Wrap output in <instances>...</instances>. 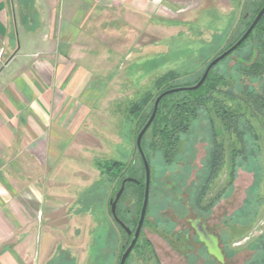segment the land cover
I'll return each mask as SVG.
<instances>
[{"label": "rangeland", "instance_id": "1", "mask_svg": "<svg viewBox=\"0 0 264 264\" xmlns=\"http://www.w3.org/2000/svg\"><path fill=\"white\" fill-rule=\"evenodd\" d=\"M258 1L162 0L147 15L108 7L93 13L84 46L100 95L82 139L87 145L85 154L70 158L79 164L83 159L82 164L90 168L118 161L127 169H139L142 163L135 146L137 120L129 113L131 104L145 94L153 101L163 90L154 87L155 80L169 72L180 77L171 85L187 86L197 80L209 62L239 38L253 19L252 5ZM252 48V43H247L213 68L212 78L222 77L224 81L218 89L259 90L262 79L236 80L237 59L249 57ZM261 56L264 58V53ZM179 98L175 95L164 105L169 107ZM227 106L235 108L229 102ZM245 115L239 120L245 133V149L236 157L233 178L229 179L230 147H240L234 135H226L222 140L223 165L204 192L200 188L207 176L210 149L204 120L180 137L177 154L169 165L161 152L151 147L150 132L145 135L143 148L150 168L148 204L138 245L126 264H264V117L251 120L258 138L255 140L243 124L251 118L250 111ZM77 174L73 173L79 178ZM130 176L126 172L115 180L101 178L107 187L105 225L100 227L99 217L88 228L97 225L105 238L103 245H92L96 230L87 237L90 250L85 256L90 264H116L120 246L129 242L128 235L111 218L109 201L121 179ZM133 177L144 181V172ZM139 196L141 190L129 184L117 205L119 217L130 230L135 229L140 213ZM176 196L181 200L177 201ZM199 216L202 218L198 220ZM79 253L83 256V252H77L78 264H84Z\"/></svg>", "mask_w": 264, "mask_h": 264}, {"label": "crops", "instance_id": "2", "mask_svg": "<svg viewBox=\"0 0 264 264\" xmlns=\"http://www.w3.org/2000/svg\"><path fill=\"white\" fill-rule=\"evenodd\" d=\"M161 2L0 0V264H78L77 252L90 264L87 237L96 230L91 244H104L106 184L70 158L85 154L100 95L89 19L106 7L147 15Z\"/></svg>", "mask_w": 264, "mask_h": 264}, {"label": "trees", "instance_id": "3", "mask_svg": "<svg viewBox=\"0 0 264 264\" xmlns=\"http://www.w3.org/2000/svg\"><path fill=\"white\" fill-rule=\"evenodd\" d=\"M263 5H264V0H259L258 2L253 3L252 5L253 12L255 13L253 18L256 16V14L259 12V10ZM263 22H264V15L256 24L255 28L250 33L248 38L236 50H234L232 53L228 55L230 56L234 52L242 49L247 43L249 42L252 43L253 48L250 51V56L244 58L240 57L237 59L238 71L236 75V80L241 77L242 78L246 77L249 79H259V80L262 79V84L259 87V90L257 91L250 90L247 92H243L242 90H236L237 93H235L236 91L233 88H230L228 91H223L218 89L217 85L221 81H223V78L222 77L212 78V70L215 67L214 66L208 73L203 84L199 86L197 89L181 90L164 97L159 102L155 117L141 140V148L147 162H148V157L144 151L143 145H144V137L148 132H150V138L152 140L151 147L161 152L164 162L169 165L171 164L172 159L177 154L180 137L188 134L195 124L200 123L201 120H204L206 129H208L209 132L210 149L208 152V159H207L208 172L200 190L204 192V190L208 187V185L211 184V182L215 179L218 171L221 169L223 165L225 148L222 140L224 139V137H226V135H234L235 141L239 144L240 147L239 149H236V147L234 146L230 147L231 153L228 156V162L230 164L229 179L231 180L233 178L236 157L238 155L239 156L243 155L245 149V143H244L245 133L240 128L241 124L239 123V120H242L244 117H246L245 112L250 111L251 118L247 119V122L243 124L247 125L246 127L248 128V131L251 133L253 139L258 140L257 136L254 135V131H253L254 128L252 127L251 120H257V118L264 117V58L261 56V54L264 53V28H262ZM250 23L244 29L242 34L246 31ZM242 34L239 36V38L242 36ZM235 42L229 45L224 51L230 48ZM200 77L187 86H176L171 84L174 83L180 77L175 72H169L163 75L162 77L157 78L154 82V87L157 90L163 89L162 91L168 89H175V88L191 87L198 82ZM223 86L226 85L223 83ZM242 94L244 95V97L243 98L239 97L242 96ZM175 95L180 96L178 101L172 103L171 106L169 107L168 105H164L169 98ZM219 96H222V98H220ZM155 98L152 101V97L149 94L147 95L145 94L139 101L137 102L135 101L131 104L129 113L133 114L137 120L136 123L137 129L135 128L136 136L143 127V125L148 120L152 112ZM151 101H152V106L150 107V109H148L149 103ZM228 102L230 104H234L235 106V108L233 109L234 111L228 108L227 106ZM236 102L240 103L241 105L240 104L236 105ZM164 109H166V111H163ZM249 155L251 157L252 154ZM244 158H248V156H245ZM97 166L101 170V175L106 176L111 180L120 178L124 173L128 172L129 175L131 176L126 178L135 179L137 183L136 184L127 183L125 185V188L129 184H133L136 187H138L141 190V197L139 196V200H140V204H142L144 181L141 180L139 181L133 176H136L139 172L141 173L144 172L143 164L139 169H127L125 164L118 161L97 163ZM123 179L125 178L123 177L121 181ZM174 194L176 195L177 191H174ZM176 200L180 201L181 200L180 196H176ZM198 202L199 201H197V204ZM117 205H116V216L122 223H124V225H126L123 219H121L118 215ZM198 218L201 219L202 217L199 216ZM119 228L121 229V227ZM131 231L133 232L134 230ZM128 239L129 242L125 244V248L119 250L116 264L119 263L120 257L124 252V250L126 249V247L128 246V244L130 243L132 237L131 238L129 237ZM137 245H138V240L133 250L137 247ZM204 253L210 258H212L208 253L205 252V250ZM127 261L128 258L126 259L125 264L127 263Z\"/></svg>", "mask_w": 264, "mask_h": 264}, {"label": "water", "instance_id": "4", "mask_svg": "<svg viewBox=\"0 0 264 264\" xmlns=\"http://www.w3.org/2000/svg\"><path fill=\"white\" fill-rule=\"evenodd\" d=\"M263 15H264V5L261 7L259 12L253 18L250 25L248 26L246 31L242 34V36L230 48H228L226 51H224L223 53H221L220 55H218L217 57H215L213 60H211L209 62V64L206 66L205 70L203 71L200 79L198 80V82L195 85H193L191 87H185V88H175V89L164 90L155 98L154 103H153L152 112H151L148 120L146 121V123L143 125V127L141 128V130L137 134L136 140H135V146H136L137 152L141 158V161L143 164V169H144V193H143V200H142V204H141V208H140L138 221H137L136 227H135L133 232H131V230L126 225H124V223H122L118 219V217L116 216V205H117L120 197L122 196V194L124 192L125 185L127 183H135L136 184L137 181L135 179H132V178L123 179L120 183V187H119L118 191L116 192L114 198L109 201L110 213H111V216H112V219L114 220V222L117 223L119 225V227H121V229H123L128 236L132 235V239H131L129 245L127 246V248L124 250V252L122 253V255L120 257L119 264H125L126 259L128 258L129 254L133 250V248H134V246H135V244L139 238V234H140V231H141L144 219H145V214H146V209H147V204H148V197H149L150 168H149L148 162L146 161V158H145L143 151H142V148H141V140H142V137L145 134L146 130L148 129V127L150 126L151 122L153 121V119L155 117L159 102L164 97H166L170 94H173L175 92H178L181 90H195L199 86H201L203 84V82L205 81L210 70L214 66H216L219 62H221L223 59H225L230 53H232L234 50H236L248 38V36L253 31L256 24L259 22V20L261 19V17ZM200 227L204 228L203 226H200Z\"/></svg>", "mask_w": 264, "mask_h": 264}, {"label": "flooded vegetation", "instance_id": "5", "mask_svg": "<svg viewBox=\"0 0 264 264\" xmlns=\"http://www.w3.org/2000/svg\"><path fill=\"white\" fill-rule=\"evenodd\" d=\"M198 220H199V218H198ZM131 232H132V231H131ZM129 237L131 238L132 235H129L128 238H129ZM196 238H197V237H196ZM197 240H198V238H197ZM128 245H129V244H128ZM123 248H125V245H121V246H120V250L123 249ZM126 248H127V247H126ZM119 261H120V260H119ZM118 264H119V263H118Z\"/></svg>", "mask_w": 264, "mask_h": 264}]
</instances>
